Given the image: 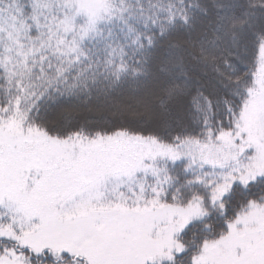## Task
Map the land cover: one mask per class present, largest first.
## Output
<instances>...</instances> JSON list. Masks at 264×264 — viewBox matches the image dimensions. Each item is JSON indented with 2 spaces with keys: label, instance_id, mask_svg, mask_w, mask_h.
<instances>
[{
  "label": "snow or ice",
  "instance_id": "snow-or-ice-1",
  "mask_svg": "<svg viewBox=\"0 0 264 264\" xmlns=\"http://www.w3.org/2000/svg\"><path fill=\"white\" fill-rule=\"evenodd\" d=\"M0 264H264V0H0Z\"/></svg>",
  "mask_w": 264,
  "mask_h": 264
}]
</instances>
